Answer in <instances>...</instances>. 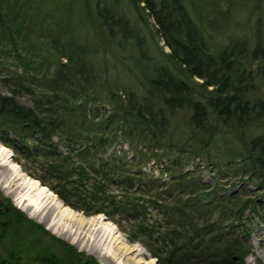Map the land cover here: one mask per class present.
Instances as JSON below:
<instances>
[{
	"label": "trees",
	"instance_id": "16d2710c",
	"mask_svg": "<svg viewBox=\"0 0 264 264\" xmlns=\"http://www.w3.org/2000/svg\"><path fill=\"white\" fill-rule=\"evenodd\" d=\"M129 1L139 22L143 11L154 19L155 31L170 51L163 58L155 55L142 25L112 3H97L104 39H49L56 52L53 68L36 77L44 87L42 105L26 106L0 92V128L14 133L4 142L16 148L33 140L34 155L41 156L42 168L53 180L38 177L41 182L89 214L127 217L133 238L162 264H195L193 258L205 264H244L251 251L248 223L254 217L264 222V97L256 91L257 83L264 85L261 20L251 40L235 38L212 50L183 0ZM22 9L18 0H0V37L11 49L23 44L21 60L41 66L39 57L30 54L32 41L21 42L28 22ZM114 45L113 53L129 72L124 79L99 56L102 48ZM254 60L256 69H247ZM99 99L109 108L101 111ZM183 111L187 116L180 124L176 115ZM54 138L79 143V160L70 162ZM120 142L128 143L132 155L107 154ZM196 157L253 179L261 196L246 193L242 185L210 188L200 173L183 169ZM149 158L160 162L161 173H170L168 180L142 169ZM65 244L68 255L101 264Z\"/></svg>",
	"mask_w": 264,
	"mask_h": 264
},
{
	"label": "rangeland",
	"instance_id": "374dc122",
	"mask_svg": "<svg viewBox=\"0 0 264 264\" xmlns=\"http://www.w3.org/2000/svg\"><path fill=\"white\" fill-rule=\"evenodd\" d=\"M13 3L14 0H8ZM106 1L108 4L112 3L122 14L135 20L138 24L142 25L147 35L148 45L155 55L162 57L166 51H170L168 45L165 44L163 38L157 34L156 25L154 19L143 11L144 19L139 22L137 19V13H135V7L129 0H18V3L23 4L21 16L27 19V26L24 28L21 35V42L32 41L31 53L36 54L41 62L40 64H30L29 59H22L21 57L26 53L23 44L18 43L16 49H11L8 45L2 42L0 37V92L15 96L19 102L23 105L36 107L43 104V97L41 92L44 87L40 86L42 81L36 77L39 71L52 69L54 62L52 60L56 53L52 47L53 43L49 41L52 37L60 36L64 40L74 42H98L103 37V27L99 26V18L96 17L98 6L97 3H103ZM187 8L189 9L192 17L202 28L206 40L211 44L212 50L223 47L229 40L248 37L252 39V34L257 25V21L261 20V26L264 27V0H183ZM143 5L144 2H141ZM96 21V23H95ZM101 27V28H100ZM52 36V37H51ZM24 39V40H23ZM72 41V42H71ZM113 48L107 47L105 50L102 48L99 56L106 64L105 59H108L107 65L114 75H118L122 79L127 75L125 65L121 62L119 54H114ZM25 52V53H24ZM59 52V51H57ZM105 52V53H104ZM24 53V54H23ZM21 54V57L20 55ZM26 55V54H25ZM53 56V57H52ZM52 57V58H51ZM258 60H254L248 64L247 69L253 70L257 67ZM173 70L182 75V69L172 64ZM257 94L264 97V85L257 83ZM100 110L104 111L105 108H109V104L99 99ZM91 108L94 104H90ZM186 113L178 112L176 119L180 124H184L186 119ZM13 131L6 129L3 131L0 128V144L7 147L10 153L11 161L17 165L23 173L31 178L37 179L40 183L47 186L49 190L57 194L48 184L41 182L38 177H46L47 183L53 182L51 176L42 168L41 156L34 155V142L28 139L23 144H16V148L5 143V139L13 138ZM232 137V136H230ZM5 138V139H4ZM57 141V149L64 153L70 154L69 161H75L78 158L80 144H70V140L63 138ZM21 145V146H20ZM29 147V150L27 148ZM113 151L127 153L129 157L132 155V150L128 143L120 142L114 146H110L107 150L109 155ZM79 160V158H78ZM200 166H198V164ZM142 169L147 173H152L157 176H163V179L168 180L170 173L164 171L161 173V164L154 158H149L145 162H142ZM181 169L178 167V170ZM184 170L190 169L194 172L200 173L204 182L210 186V188L219 186L231 189L235 186L238 188L242 185V189H245L246 193H252L253 195L261 196L262 191L258 189L256 182L249 177L242 175L237 170L232 168L228 169L226 164L212 163L205 165L200 161L199 157H196L192 162H189L183 167ZM9 171L5 167H0V192L5 196L10 195L14 204L17 203L13 191H9L16 187L20 183L21 179H13L10 186L3 187L2 184L6 182V178ZM12 178V177H11ZM237 184V185H236ZM114 187V186H112ZM9 188V190H8ZM118 189V188H116ZM57 199L64 205L71 207L73 210L81 213L85 217L99 216L104 221H110L116 225L119 231L124 234V237L129 245H136L139 248L145 250L143 253H138L137 250H131L128 256L135 257L137 259L145 261H152V264H162L160 258L154 256L148 247L142 243V241L133 238L131 228L129 227L127 217L120 218L121 222H116L108 214L104 212L89 214L81 209L72 207L65 203L58 195ZM44 212L49 208L44 204ZM149 211L154 213V208L149 207ZM218 212H214V217H217ZM247 214L246 216H248ZM29 216V215H27ZM35 225L42 226L49 233L50 242L60 243L65 245L66 242L74 246L78 251H83L89 255H92L101 264H107L98 259L93 253L81 248L78 242H72L62 235L54 232L44 222H42L38 216L30 217ZM248 225L251 227V234L249 236V242L251 244V251L247 254L243 261L244 264H264V222L254 217L253 221H250ZM87 236L83 233L80 240L85 241ZM144 239L150 242L146 236ZM237 256V255H236ZM238 258V257H237ZM236 258V259H237ZM106 262L113 264L107 258H104ZM192 263L205 264L199 259L193 258Z\"/></svg>",
	"mask_w": 264,
	"mask_h": 264
},
{
	"label": "bare ground",
	"instance_id": "6f19581e",
	"mask_svg": "<svg viewBox=\"0 0 264 264\" xmlns=\"http://www.w3.org/2000/svg\"><path fill=\"white\" fill-rule=\"evenodd\" d=\"M0 167H5L9 172L3 187L10 186L13 179H21L20 183L13 191V196L23 209L44 222L50 229L59 235L78 242L81 248L93 253L104 263V258L112 261L113 264H152L153 262L140 260L128 256L131 250L143 253L145 250L138 246L129 245L124 234L118 230L115 224L104 221L99 216L85 217L81 213L64 205L57 199L56 195L47 186L40 183L37 179L27 176L15 165L10 158L9 150L0 144ZM12 177V178H11ZM51 202L45 212L44 204ZM86 235L85 241L80 237Z\"/></svg>",
	"mask_w": 264,
	"mask_h": 264
},
{
	"label": "flooded vegetation",
	"instance_id": "af4514ba",
	"mask_svg": "<svg viewBox=\"0 0 264 264\" xmlns=\"http://www.w3.org/2000/svg\"><path fill=\"white\" fill-rule=\"evenodd\" d=\"M10 195L0 192V264H89L68 255L65 245L51 243L49 233Z\"/></svg>",
	"mask_w": 264,
	"mask_h": 264
},
{
	"label": "water",
	"instance_id": "95a60500",
	"mask_svg": "<svg viewBox=\"0 0 264 264\" xmlns=\"http://www.w3.org/2000/svg\"><path fill=\"white\" fill-rule=\"evenodd\" d=\"M48 189H49V188H48ZM53 193H54V192H53ZM54 194H55V193H54ZM56 195H57V194H56ZM45 204L47 205V208H48V207H51V202H48V201H47ZM46 226H47V225H46ZM237 257H238V256H236V255L234 256L235 259H236Z\"/></svg>",
	"mask_w": 264,
	"mask_h": 264
}]
</instances>
